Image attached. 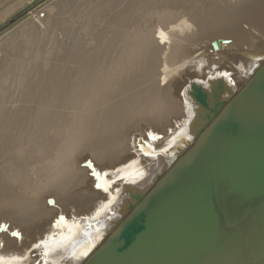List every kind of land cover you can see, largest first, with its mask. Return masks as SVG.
Segmentation results:
<instances>
[{"label":"bare ground","instance_id":"obj_1","mask_svg":"<svg viewBox=\"0 0 264 264\" xmlns=\"http://www.w3.org/2000/svg\"><path fill=\"white\" fill-rule=\"evenodd\" d=\"M263 62L264 0H0V264H83L184 148L192 85Z\"/></svg>","mask_w":264,"mask_h":264},{"label":"water","instance_id":"obj_2","mask_svg":"<svg viewBox=\"0 0 264 264\" xmlns=\"http://www.w3.org/2000/svg\"><path fill=\"white\" fill-rule=\"evenodd\" d=\"M191 88L184 148L145 191L126 189L123 219L83 264H264V62L237 92Z\"/></svg>","mask_w":264,"mask_h":264},{"label":"snow or ice","instance_id":"obj_3","mask_svg":"<svg viewBox=\"0 0 264 264\" xmlns=\"http://www.w3.org/2000/svg\"><path fill=\"white\" fill-rule=\"evenodd\" d=\"M148 137L149 138H152V139H155L156 137L154 136L153 133L149 132L148 133ZM140 151L142 152H145V154L148 153V148L145 146L144 142L141 141V146H140ZM86 167L88 168H91L92 169V174L95 175L97 177V179L99 180L101 178V173L99 172H96L95 168H93L92 166V161L91 160H88L86 161ZM106 175V174H105ZM103 185L101 184H97V187H101ZM105 191H107V188L105 187ZM50 204H54L55 202L54 201H49ZM61 219H63V217H61ZM21 234L19 232H14L13 233V236H16V237H19ZM35 247L39 248L41 247V244H36ZM48 253L47 251L44 253V255L46 256ZM88 253L87 251H84L83 253H81L82 256H86Z\"/></svg>","mask_w":264,"mask_h":264}]
</instances>
